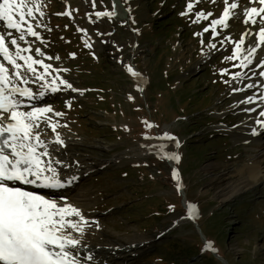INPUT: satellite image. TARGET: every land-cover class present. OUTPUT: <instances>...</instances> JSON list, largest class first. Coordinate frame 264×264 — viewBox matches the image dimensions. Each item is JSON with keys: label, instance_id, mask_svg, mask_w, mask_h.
Masks as SVG:
<instances>
[{"label": "rangeland", "instance_id": "obj_1", "mask_svg": "<svg viewBox=\"0 0 264 264\" xmlns=\"http://www.w3.org/2000/svg\"><path fill=\"white\" fill-rule=\"evenodd\" d=\"M122 2L128 22L95 16L97 11H113L111 0H95V8L92 0H42L44 16L37 14L32 24L45 43L27 35V42H19L32 49L35 59L67 69L51 74L79 90L54 93L50 107L64 114L55 117L67 125L58 127L64 145L71 137L82 153L73 151L84 163L96 164L91 165L95 173L69 195L90 212L97 228L89 232L90 238L104 240L98 244L102 247L135 244L141 257L127 264H264V183L249 182L243 168L264 153V146L251 144L256 112L246 117L238 103L255 88L232 92L264 78L231 79L237 72L249 77L264 70L256 66L264 58V45L249 68L236 67L256 40L255 34L246 36L239 57L220 67L226 70L222 75L215 62L231 56L230 45L213 51L207 45L217 46L214 39L223 27L217 26L215 37L211 29L203 33L220 5L207 10L212 13L208 20L192 23L191 17L180 14L190 2L193 9L200 8L201 0ZM66 11L71 15H59ZM37 22L41 27H35ZM249 29L259 31L241 23L231 37L238 34L239 42ZM35 48L45 55L36 56ZM128 66L138 78L130 75ZM237 125L244 126L247 135L233 142V133L226 129ZM48 132L46 139L54 140ZM165 133L175 139L164 138ZM159 137L169 153L180 157L178 162L169 165L157 155L162 149ZM244 138L248 142L243 143ZM183 201L196 206L195 218H189ZM105 254L117 260V254ZM118 262L124 264V259Z\"/></svg>", "mask_w": 264, "mask_h": 264}, {"label": "snow or ice", "instance_id": "obj_2", "mask_svg": "<svg viewBox=\"0 0 264 264\" xmlns=\"http://www.w3.org/2000/svg\"><path fill=\"white\" fill-rule=\"evenodd\" d=\"M211 2L217 4L220 0H211ZM223 4L225 6L221 16L211 20L210 27H205L203 33H208L211 29V35L215 37L218 35L217 26L228 28L229 21L237 18H240L245 26L258 27L257 33H253L251 29L243 33L240 41L235 44L232 55L225 57L229 61L237 59L245 37L255 34L258 38L257 44L247 49V55L243 56L239 65H234L249 68L254 63L258 49L264 45V0H244L243 3L241 0H231V2L223 0ZM247 4L260 6L247 7ZM91 6L95 8V0H92ZM240 8H243L242 13L237 11ZM192 10L193 4L190 2L187 4L186 11L181 15H188ZM37 14L40 17L44 16L42 0H0V22L5 29V31H0V58L6 62L0 63V264H83L84 261L100 264L95 261L90 252L82 254L88 250L85 233L88 228L94 226V222H89L82 215L81 210L71 204L57 202L46 198L39 192L18 186L62 189L66 183L75 180L74 176L70 179L64 177L61 169L68 165H64L49 150L51 144L65 146L57 128L67 127V125L52 122L48 114L51 113L57 117L64 114L55 112L50 106H31L30 110H21L25 100L42 99L48 93L54 94L62 90L79 91L59 76H52L48 79L51 72H66L67 69H54L51 64L44 63L42 59H34L32 55H22V53L32 51L30 47L20 46L19 42L25 41L26 35L45 43L32 24V21L37 20ZM59 15L70 16L71 13L66 11ZM115 15V10L95 12L97 18L111 19ZM195 15L196 19L192 23L208 20L212 13L206 14L201 11ZM35 27H41L40 23L37 22ZM77 31L85 32L80 28H77ZM203 33L196 35H203ZM225 40L231 42L228 37H225ZM223 43L224 41H221V44ZM85 45L91 47L87 41ZM207 46L209 49L216 48L215 43H209ZM34 51L36 56L45 55L40 48H35ZM46 58L53 59L52 57ZM37 65L43 69L42 72H38L35 67ZM256 66L264 69V58H260ZM127 70L133 77L138 78L140 75L131 66H128ZM225 72L226 70H222L221 74ZM253 75L264 78V70L259 73L254 72ZM238 78L250 79L251 77L240 72L231 77L232 80ZM31 84H38L39 90L34 91L28 86ZM21 85L25 86L21 87ZM256 87L255 83L246 84L242 88H233L232 92H244ZM261 87H264V80L261 81ZM139 90L142 91V89ZM132 98L129 96V99ZM257 100L264 104V91L259 96L249 95L238 103L256 104ZM66 106L71 107V103L66 101ZM243 111L256 112V108H245ZM258 116L264 118V109L259 111ZM255 122L261 129H264V119L257 118ZM142 123L147 128L154 127L147 121H142ZM48 129L55 133L54 140L46 139ZM251 134L258 135L259 133L253 129ZM144 138L152 139L147 135ZM164 138L175 139L167 133ZM163 158L177 162L180 159L178 155L171 153H163ZM57 165L60 167H56ZM173 178L177 179L175 170H173ZM177 190H180L179 183ZM186 209L189 218H195L196 206L187 204ZM205 247L211 249L209 243H206Z\"/></svg>", "mask_w": 264, "mask_h": 264}, {"label": "bare ground", "instance_id": "obj_3", "mask_svg": "<svg viewBox=\"0 0 264 264\" xmlns=\"http://www.w3.org/2000/svg\"><path fill=\"white\" fill-rule=\"evenodd\" d=\"M115 12H116L118 15L121 14V12H120L118 9H115ZM0 23H2V22H0ZM1 28H2V26H1ZM20 46H21L22 48H28V47H29L27 44H24L23 46L20 45ZM12 50L14 51V49H12ZM23 54H31V53L26 52V53H22V55H23ZM0 59H1L0 63H6V62H4V61L2 60V58H0ZM20 63H22V62H20ZM35 67L37 68L38 72H42V71H43V70L39 67V65H37V66H35ZM48 79H50V78H48ZM30 87H31L34 91H38V90H39V85H38V84H32ZM61 87H63V86H61ZM63 91H68V90H63ZM70 91H71V90H70ZM71 92H72V94H74L73 91H71ZM51 94H53V93H51ZM38 101H39V100H38ZM25 103H27V105L32 104V103L29 102L28 100H25V101H24V105H25ZM256 105H257V107H259L258 110H257L256 113H255V116H256L258 111L264 109V104H261V103L259 102V100H257V103H256V104H248V105H244V104H242V106H241L240 108H241V109H242V108H253V107H255ZM257 107H256V108H257ZM251 113H252V112H251ZM251 113H249V112H245V111H244V114L246 115V117L251 116ZM255 116H254V118H253V122H254V120L257 119V118H259V119H264V118H260L259 116H256V117H255ZM244 128H245L244 126L237 125L236 128H234V127L231 128V129H228V128H227L226 131H231V132L233 133V134H232V139H233V142H236V140L239 139V136H241V135H247L246 132H245V130H244ZM253 129H256L257 132L263 130V129H261L260 126L257 125L256 123H255L254 125H252V129H251V130H253ZM216 130H217V129H216ZM234 133H235V134H234ZM68 138L71 139V137H69V136H68ZM263 141H264V138H263ZM158 143L160 144L159 147H161L162 150H161V153H158L157 155H158L159 157H163V153H169V152L167 151V147H166L167 143H166V141H165L164 139H161L160 137H159ZM53 146H55V147L57 148L58 151H60L61 149H62L64 152L67 151V154L64 153L63 155L61 154L62 152L60 151L59 158H58L59 160L62 158V161H65V162H63L64 165H65V163H67V162L69 161V159H70L71 157H73V158L76 157L77 153L74 152L75 150H79V151L82 153V151H81L79 148H77V146L72 145V143H71L70 141H67L66 145L63 146V147H61L60 145H56V144H53ZM57 146H58V147H57ZM74 149H75V150H74ZM73 150H74V151H73ZM72 151H73V153H72ZM165 160L167 161V163H168L169 165H172V164H173V161H174V160L169 161V160H167V159H165ZM250 163H251V164H247V165H244V166H243V168H245L244 170H246L247 173H248L245 177L248 178L249 182H255V181H257V179H258L259 181H261L262 183H264V153H260V154H258L254 159H251V160H250ZM61 170L63 171V175H64V177H66V178H71L72 173H74V172H68L69 170H74V169H71V168H62ZM244 170L239 169V170H238V173L245 174ZM66 186H70V183H66ZM247 191H248V190H247ZM42 195H44L46 198H49V199H52V200H56L57 202H60V201L62 200L63 196H64L62 193H60V194H58V198H55V197H54L55 195H54V193H53L51 190H49V191L46 190ZM183 203L186 205V202H185V201H183ZM83 215H84V217H85L89 222H92V219H91V215H90V214L85 213V214H83ZM90 228H91V229H87V231H86V233H85V240H86V242H87V245H88V246H97L99 243L104 242V240L102 241V240H99L98 238H90V236H89V232H90V231H93V229H97L96 226H93V227H90ZM97 231H98V230H97ZM124 247H125V249H129V250H130V248H131V244H129V245H125ZM124 247H123V248H124ZM133 256H136V254H134Z\"/></svg>", "mask_w": 264, "mask_h": 264}, {"label": "water", "instance_id": "obj_4", "mask_svg": "<svg viewBox=\"0 0 264 264\" xmlns=\"http://www.w3.org/2000/svg\"><path fill=\"white\" fill-rule=\"evenodd\" d=\"M113 2L116 3V5L120 6V5H119V4H120L119 0H113ZM125 16H126V13L123 11V12H122V16H120V18H125ZM113 17H114V16H113ZM195 225H196V224H195ZM198 230H199V228H198Z\"/></svg>", "mask_w": 264, "mask_h": 264}, {"label": "trees", "instance_id": "obj_5", "mask_svg": "<svg viewBox=\"0 0 264 264\" xmlns=\"http://www.w3.org/2000/svg\"><path fill=\"white\" fill-rule=\"evenodd\" d=\"M231 227L233 226V225H230Z\"/></svg>", "mask_w": 264, "mask_h": 264}]
</instances>
